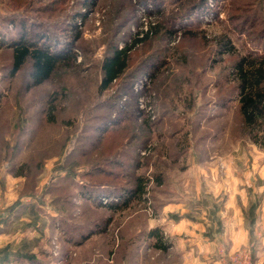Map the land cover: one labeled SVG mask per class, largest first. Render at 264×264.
Wrapping results in <instances>:
<instances>
[{"label":"rangeland","instance_id":"rangeland-1","mask_svg":"<svg viewBox=\"0 0 264 264\" xmlns=\"http://www.w3.org/2000/svg\"><path fill=\"white\" fill-rule=\"evenodd\" d=\"M195 1L0 0V223L12 218L9 208L19 198L30 196L27 175L38 174L42 200L12 225L10 238L20 239L18 247L0 241L1 264H20L4 262L18 251L34 255L36 264H182L177 246L187 240L165 228L167 216L171 222L185 215L208 218L229 196L238 199L250 235L246 245L230 251L222 246L219 264H240L245 255L249 264H264V143L243 125L231 74L237 56L264 53V0H204L183 15ZM151 18L154 32L130 50L125 73L100 92L105 55L123 43L131 46ZM23 33L46 36L53 47L71 49L75 59L29 87L30 63L9 76L7 45ZM226 41L231 52L224 51ZM115 122L126 125L114 132ZM82 152L88 154L83 158ZM115 158L127 176L92 172ZM17 169L26 176L14 175ZM90 171V178L81 176ZM65 174L79 184L69 204L55 199L67 194L64 188H51ZM139 174L150 178L142 197L103 213L110 219L106 231L66 249L64 231L58 222L52 228L51 214L67 215L77 226L91 223L102 211L98 202L85 203L80 187L107 180L132 186ZM7 192L14 197L2 202ZM176 202L188 210L165 211ZM209 220L206 233L228 242ZM158 226L172 244L168 252L151 247L148 232ZM210 261L193 253L187 264Z\"/></svg>","mask_w":264,"mask_h":264},{"label":"trees","instance_id":"trees-1","mask_svg":"<svg viewBox=\"0 0 264 264\" xmlns=\"http://www.w3.org/2000/svg\"><path fill=\"white\" fill-rule=\"evenodd\" d=\"M203 1L204 0H197L195 2H191V6L183 15L188 14L193 8L202 7ZM237 7L241 6L237 5ZM155 28L156 27L154 26V30ZM77 38L78 36H76V39ZM143 40L144 38L135 40L131 46H125L122 49H119L116 46L112 53L105 55L101 67L102 77L98 87L100 92L108 89L114 80H117L125 73L130 62V50ZM3 42L4 41L0 40V46ZM223 45L225 52L232 51V46H230L228 41H226ZM7 46L12 49L9 76H15L27 63H30L31 79L29 87H36L37 85L42 84L52 76L59 66L65 62L75 59V53L71 52V49H57L53 47V43L46 36L38 37L37 35H34L32 37H27L23 33L18 38L13 39ZM231 74L236 82L235 91L239 102L238 111L242 117L243 125L249 130V133L255 142L260 144L264 143V53H255L253 56H237L233 61ZM145 123H147V121ZM114 124L118 125L115 128L113 127L114 132H116L120 125H126V122H121L120 124L115 122ZM87 139L88 136H85V140ZM85 147L86 146H83L82 149L78 148V150H85ZM86 152H82L83 158L86 156L85 154H88ZM120 152L115 153V155L117 156L118 154H121ZM115 167L118 169L120 168L121 172L118 173L117 171L119 170H115ZM122 168L123 165L115 158L114 161H107L106 166L103 168H93L92 172L108 174L112 179L118 178L123 174ZM12 170H14V168H12ZM17 171L18 169L15 172H11H13L14 175L26 176L24 170ZM37 175L38 174L35 172L31 175H27L28 182L25 186V191L28 195H36L38 185L35 181ZM81 176L90 178L91 171L82 174ZM123 176L127 175L123 174ZM56 179L57 180L51 185V188L55 192H62V189L64 188L63 191L67 193L63 195L58 194L55 198L56 202L65 204H69L70 202L72 203V199H69L68 196L71 197L73 195V189L76 183L68 174L58 175ZM149 181L150 178L139 174L134 177V184L132 186L127 184L114 185L111 184V180L100 181L98 183L90 182V185H83L80 187V194L85 197V203L91 206V202L93 204L98 202L99 208H96V210L102 212L98 213L97 215L99 216L95 217L91 223H84L83 226H77L75 224V219L67 216L66 214V216H63L62 214H58L59 216L52 215L50 217L52 221V228L54 229L56 222H58L57 224H59L61 229H63L66 239V244L64 243L66 249L69 248L67 244H74L76 241H78V244H81L83 241L89 240L98 233L100 234L101 231H106L108 225L110 224V219L107 220V216H103V213H106V211L122 210L128 206L131 200L136 197L141 198L146 192ZM156 181L158 184H162L159 176L156 177ZM76 186H79V184ZM69 188L71 192H69ZM87 193L89 195H86ZM103 195L117 197V200L103 203L100 201V196ZM0 230L2 229L0 228ZM148 237L153 239L151 247L156 250H160L161 252H168L172 245L169 239L165 238V234L159 226L151 228L148 232ZM26 257L27 259L25 260H28V264H36L40 262V260L34 255H27ZM23 261L24 260H22V258L18 257L17 262L23 264Z\"/></svg>","mask_w":264,"mask_h":264},{"label":"crops","instance_id":"crops-1","mask_svg":"<svg viewBox=\"0 0 264 264\" xmlns=\"http://www.w3.org/2000/svg\"><path fill=\"white\" fill-rule=\"evenodd\" d=\"M7 192L5 196H1L2 202H7V197H14L13 194H9ZM15 196L19 197V193L17 192ZM28 198V200H23V198ZM39 196H25L23 198H19L20 202L17 204L13 209L9 208L12 218H9L6 222L2 221L0 223V241H5L3 244L12 245L13 247H18L17 243L19 240H12L14 234H12L11 227L12 225L17 222V219L21 218L23 211H26L27 207L37 208V205L40 204L42 201L38 198ZM223 207L220 208L216 215H210L209 219H214V222L217 224L216 230L219 231V235H226V240H220V238L215 235L211 236L206 233L208 229V222L210 221L207 216H202V218L197 219L196 217H192V215H185L177 222H171L169 216L166 218L165 228L169 231H174L173 233L178 234V240L186 239L187 242H178V251L182 252V264H187V261L190 260V257H193V253L198 254L202 258H212L210 261L211 264H219L221 263V256L218 254L221 251V247L225 246V244L229 245L226 246L227 249L230 251L233 247L246 245L248 236L250 235L249 229L244 225V215L241 211V206L238 203V199L236 197L231 198L230 196L226 201L223 202ZM172 211L168 213H185L188 208L183 203L176 202L170 203L165 207V211ZM54 215V214H51ZM36 225V224H35ZM29 226H34L33 224H29ZM27 229V228H26ZM179 231V232H175ZM165 233V232H164ZM176 235V234H175ZM224 236H221L223 238ZM9 238L8 240H6ZM11 239V240H10ZM191 240L192 242H188ZM231 241V243H230ZM231 244V245H230ZM1 245V244H0ZM3 246V245H1ZM213 251H217V255L215 258L210 257V253ZM9 253V252H8ZM12 256H10L6 261V263L16 262L18 261V257L22 258V260L27 259V255L23 254L20 251L12 252ZM11 254V253H10ZM32 255V254H29ZM1 264V263H0Z\"/></svg>","mask_w":264,"mask_h":264},{"label":"built area","instance_id":"built-area-1","mask_svg":"<svg viewBox=\"0 0 264 264\" xmlns=\"http://www.w3.org/2000/svg\"><path fill=\"white\" fill-rule=\"evenodd\" d=\"M142 9V8H141ZM142 11H143V13H146L147 11H148V9L147 8H143L142 9ZM153 18H151L148 22H146V24H147V27L145 28V29H140L139 30V34H138V36L135 38V40H138V39H142V37H144L146 34H152L153 33V29H154V26L156 25L155 24V21L154 20H152ZM134 40V41H135ZM133 41V42H134ZM138 42V41H137ZM133 44V43H132ZM126 46V44L125 43H123V44H121L120 45V49H122V48H124ZM147 85H149V82L147 83ZM144 153V152H143ZM100 199H101V201L103 202V203H107V202H111V201H113V200H117L116 199V197H110V196H101L100 197ZM237 258V257H236ZM237 262H239L240 264H249V262H248V259H247V255H245V259L243 260V262H241L240 260H238Z\"/></svg>","mask_w":264,"mask_h":264}]
</instances>
